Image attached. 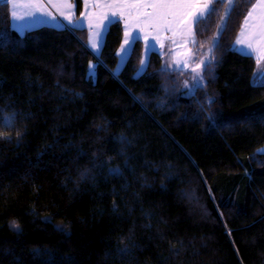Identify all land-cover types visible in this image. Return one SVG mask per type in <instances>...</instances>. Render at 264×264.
Listing matches in <instances>:
<instances>
[{"label": "trees", "instance_id": "1", "mask_svg": "<svg viewBox=\"0 0 264 264\" xmlns=\"http://www.w3.org/2000/svg\"><path fill=\"white\" fill-rule=\"evenodd\" d=\"M256 1L195 24L188 95L158 53L137 75L140 40L114 74L121 21L98 63L86 30L18 33L0 0V264H264V87L232 50Z\"/></svg>", "mask_w": 264, "mask_h": 264}, {"label": "snow or ice", "instance_id": "2", "mask_svg": "<svg viewBox=\"0 0 264 264\" xmlns=\"http://www.w3.org/2000/svg\"><path fill=\"white\" fill-rule=\"evenodd\" d=\"M211 0L207 3H202L201 0H178V2H164V3H153V4H116V3H106V4H94L93 7L95 8H107L111 9V17H109L107 14L101 12L100 18L109 20V25H101V23H96L94 25V29L90 36H89V46L91 49L95 50L94 55L97 57V62L100 63L102 53L100 52V47L102 45L98 44V38L101 40L103 39V32L101 31V28L106 31L107 28L110 26L113 22H118V18L124 17L125 18V30L123 35V44L120 48V60L121 63L117 66V73L118 74L119 69L123 66L124 63H126L132 56L136 53V46L141 39L140 32H144L146 27H152L154 29L159 30L161 27L167 28L169 31H172L174 34L179 29L181 31V34H192V26L193 24H200L204 23L206 18H209L216 14L217 8L216 7H210ZM217 3H224V0H217ZM37 11L43 10L46 6L43 4H36L33 5ZM53 7H56V5H53ZM65 7L71 9L72 5L67 4ZM146 9V8H152L154 10H157L153 13H147V12H140L139 9ZM125 9H136L135 15L131 11H128L127 13L124 11ZM259 9V14L257 15V10ZM236 10V5L234 0H227V9L225 12V16H228L231 14V12ZM43 14L45 16H52L50 12L44 11ZM32 15H35V13H32ZM61 16H64L65 19H67L70 23H74L72 21V15L71 13H65L60 12ZM94 15V14H93ZM142 17H146V19H142ZM13 19H23V17H17L15 13H12ZM55 19V17H52ZM134 21V22H133ZM253 31L249 33V39L245 40L242 38H238L236 41V44L238 45H244V47L241 48H235L233 47L232 50L237 51L239 54L244 56H251L253 54V51L261 52L264 51V49L256 48L254 47L253 43V37L255 38V43L258 45H264V0H259V3L253 5L252 9L248 12V15L245 18V29H248L250 26ZM89 26L93 27L92 25V16H89ZM58 28H65L64 25H57ZM134 29H139V31H136L135 34H133ZM72 31L76 30V27L74 26ZM226 30V23H222L221 25V32ZM220 33H217V36H219ZM245 35L244 31L241 33V37ZM155 39V37L153 38ZM214 40V47H219V41L216 37L213 38ZM145 60H141V68L138 70L137 75H142L147 67L146 60L150 52L155 51V45L154 44H148L147 43V36H145ZM195 39L193 37L192 43H195ZM212 49L209 48V52H211ZM259 56H257V60L259 61ZM214 59V56L212 57ZM203 63V60L201 61ZM211 63V61H209ZM97 65H89V79L94 80L95 79V69ZM202 81V78H200ZM253 85L257 87H264V69L259 70L253 77ZM204 87L203 83L198 82L196 85V88H202ZM208 103H213L212 99H208ZM5 123H13L10 118L5 119ZM122 144L130 143V141H127L125 138H121L120 141ZM264 151V150H262ZM110 174L113 177L119 178L123 176V170L119 167L117 168H111Z\"/></svg>", "mask_w": 264, "mask_h": 264}, {"label": "crops", "instance_id": "3", "mask_svg": "<svg viewBox=\"0 0 264 264\" xmlns=\"http://www.w3.org/2000/svg\"><path fill=\"white\" fill-rule=\"evenodd\" d=\"M7 1L10 5V10H11L12 28L15 31H17L18 33H23L25 31H27L28 29L39 27L42 25H48V26H52V27H56V28H58L57 25H64L65 27H68L70 29H72L75 26L76 29H83V30L87 31V46L93 54H94L95 50L91 49L89 46V36H90L91 32L93 30H95L94 25L96 23H101L102 26L103 25H109V20L100 18L101 12L107 14L109 17H111V12H112L111 9H107V8H103V9L95 8V7H93L94 4H97V3H99V4H106V3L153 4V3H164V2H178V0H81L82 1V11H81L80 15L77 16L76 4H75L74 0H7ZM213 1H215V0H211V3ZM201 2L207 3V2H209V0H201ZM211 3H210V5H211ZM257 3H259V0H257L255 2V4H257ZM36 4H43L46 7L41 11H37L34 7H32L33 5H36ZM67 4H71L72 8L69 9V8L65 7V5H67ZM53 5H56V7H53ZM252 7H251V9H252ZM44 11L50 12L52 14V16H45L43 14ZM124 11L126 13L128 11H131L133 13V15H135L137 10L136 9H125ZM139 11L140 12L153 13L157 10H154L152 8H146V9L142 8V9H139ZM60 12H65V13L70 12L72 15V21L74 23H70L67 19H65L64 16H61ZM12 13H15L17 17H23V19H13ZM32 13H35V15H32ZM258 14H259V9L257 10V15ZM90 15L92 16L93 27L89 26V16ZM52 17H55V19H53ZM142 19H146V17H142ZM118 21L122 22L123 35H124L125 18L120 17V18H118ZM113 23H111V24H113ZM251 23H254V21L250 22V26L248 29H245V20H244L243 25L241 27V30L237 36V39L238 38H242L245 40L249 39V33H251L253 31V29L251 27ZM194 28H195V24H193V26H192V34H181V31L179 29H177V31L174 34L172 31H169L167 28L161 27L159 30H157V29H154L152 27H146L144 32H140V36H141L140 41L143 42L142 60H145V43H146L145 36H147V43L148 44H154L155 45V51H153V52L158 53L160 55V57L162 58V63H163L165 60L164 56L163 57L161 56V51L163 49L170 48V51L173 54H175L176 57H178V56L182 55V53H183L181 48H184L186 46L189 47V45L190 46L193 45L192 39L194 37ZM108 29H109V27L105 31L103 29V27L101 28V31L103 32V39L101 40L100 38H98V44L102 45L100 47V52L102 51V47L104 45L105 36H106ZM136 31H139V29H134L133 34H135ZM242 31H244V33H245V35L243 37H241ZM154 37H155V39H153ZM237 39H236V41H237ZM252 39H253L254 47L264 49V45H258L255 43V38L253 37ZM236 41L234 44L235 48L244 47V45L236 44ZM122 44H123V41H122ZM120 48H121V46H120ZM120 48L118 50V65L121 63ZM153 52H150L148 57H147V60H146L147 65L149 62V57ZM251 56H253L257 61V67L255 70V74H256L259 70L264 69V51H261V52L253 51V54ZM257 56L260 57L259 61L257 60ZM191 57L193 60H195L193 55H191ZM195 61H197V60H195ZM171 62H173V60L170 61V63ZM124 64H123V66H124ZM122 67L120 69H122ZM262 150H264V147L260 148L259 152L264 153V151H262Z\"/></svg>", "mask_w": 264, "mask_h": 264}, {"label": "rangeland", "instance_id": "4", "mask_svg": "<svg viewBox=\"0 0 264 264\" xmlns=\"http://www.w3.org/2000/svg\"><path fill=\"white\" fill-rule=\"evenodd\" d=\"M225 17L226 16L224 14L220 27L222 23H224ZM181 50L183 52L182 55L176 57V55L170 51V48L163 49L161 51V56H164L165 59L163 62V68L167 70L189 72L188 77L183 84L185 93L189 95L195 91L198 82L204 83L203 69L205 65L211 60V52H209L208 49L203 57L195 61L191 57V55H193L192 45H189V47L186 46L184 48H181ZM172 60L173 62L170 63V61ZM202 60L203 63H201ZM200 78H202V81L200 80Z\"/></svg>", "mask_w": 264, "mask_h": 264}]
</instances>
